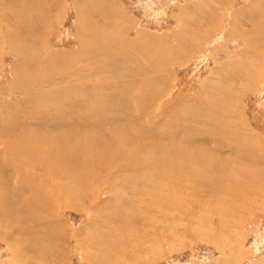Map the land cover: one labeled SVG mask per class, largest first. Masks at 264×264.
I'll return each mask as SVG.
<instances>
[{"label":"rangeland","instance_id":"374dc122","mask_svg":"<svg viewBox=\"0 0 264 264\" xmlns=\"http://www.w3.org/2000/svg\"><path fill=\"white\" fill-rule=\"evenodd\" d=\"M255 263L264 0H0V264Z\"/></svg>","mask_w":264,"mask_h":264},{"label":"bare ground","instance_id":"6f19581e","mask_svg":"<svg viewBox=\"0 0 264 264\" xmlns=\"http://www.w3.org/2000/svg\"><path fill=\"white\" fill-rule=\"evenodd\" d=\"M121 4V3H120ZM16 14V13H15ZM189 15V14H188ZM109 16V15H108ZM107 16V17H108ZM109 20V19H108ZM108 20H106V18H105V21H103V23H106V22H108ZM120 20V19H119ZM118 24H119V22H118ZM104 28V27H103ZM140 34H141V36H144L145 34H142V32H139ZM140 34L138 35L139 37H140ZM126 35H124V37H125ZM119 39V38H118ZM147 39V38H146ZM128 40V39H127ZM113 48V47H112ZM242 80V79H241ZM242 82V81H241ZM219 96V95H218ZM223 97H224V95H223ZM85 99V98H84ZM86 101V100H85ZM227 101V100H226ZM90 103V102H89ZM227 108V107H226ZM229 108V107H228ZM231 108V107H230ZM235 109H236V107H234ZM233 108V109H234ZM238 108V107H237ZM240 109V108H239ZM236 110H238V109H236ZM235 110V112H237ZM226 111V110H225ZM230 111V110H229ZM227 112V111H226ZM226 112H224V115H225V113ZM222 113V112H221ZM237 114V113H236ZM232 115V114H231ZM234 116V115H233ZM228 117V116H227ZM222 118V117H221ZM229 118V117H228ZM233 118V117H232ZM233 119H235V121H236V118H233ZM230 122V121H229ZM226 123H228V122H226ZM232 122H230V124H231ZM236 123V122H235ZM238 123V122H237ZM236 123V124H237ZM240 123V122H239ZM238 123V124H239ZM241 124V123H240ZM233 125H235L234 123H233ZM219 127V126H218ZM222 127V126H221ZM227 127V126H226ZM234 127V126H233ZM238 127V126H237ZM222 128H224V127H222ZM236 128V127H235ZM243 128V127H242ZM228 130V132H229V127L227 128ZM239 129V128H238ZM233 130V129H232ZM236 130V129H235ZM234 130V132H236V133H238L237 131H235ZM242 130V129H241ZM240 131V130H239ZM245 131V130H244ZM226 132V131H225ZM231 132V131H230ZM235 134V133H234ZM249 133L247 132V134L246 135H248ZM229 135V134H228ZM236 135V134H235ZM243 135V134H242ZM253 135V134H252ZM240 136V135H239ZM250 136V135H249ZM236 137H237V135H236ZM242 137V136H241ZM247 137V136H246ZM253 137H255V136H253ZM257 137V136H256ZM255 137V139L257 140V138ZM235 138V137H234ZM244 138V137H243ZM220 139H222V138H220ZM246 139V138H245ZM253 139V138H252ZM223 140V139H222ZM240 140V139H239ZM248 140V139H247ZM250 141V140H249ZM225 142H229L228 140L227 141H225ZM224 142V143H225ZM235 142V141H234ZM260 142V141H259ZM223 143V144H224ZM238 143V142H237ZM250 143V142H249ZM255 143V142H254ZM214 144V143H213ZM229 144H231L232 146L234 145L233 143H229ZM240 144V143H239ZM242 144V143H241ZM248 144V143H247ZM216 145V144H215ZM225 145H227V144H225ZM246 145V144H245ZM257 145H259V143L257 144ZM257 145H254V146H257ZM261 145H262V143H261ZM241 146V145H240ZM244 146V145H243ZM253 146V145H252ZM223 147V146H222ZM222 147H218V148H222ZM227 147V146H226ZM237 147V146H236ZM239 147V146H238ZM242 147V146H241ZM247 147V146H246ZM261 147V146H260ZM193 148H195V147H193ZM224 148V147H223ZM256 148H258V147H256ZM225 150H228V149H226V148H224ZM232 149H234L233 147H232ZM231 148H230V150H232ZM238 150V149H237ZM242 150H244V152L246 151L245 149H243L242 148ZM260 150V149H259ZM235 151V150H234ZM230 152V151H229ZM240 155V154H239ZM260 160V159H259ZM198 167V166H197ZM200 167V166H199ZM119 170V169H118ZM192 171V170H191ZM131 172V171H130ZM188 179V178H187ZM111 180V179H110ZM106 183V182H105ZM61 202V201H60ZM104 214V213H103ZM118 214V213H117ZM114 216V215H113ZM38 222V221H37ZM104 225V224H103ZM28 231V230H27ZM157 239V238H156ZM22 243V242H21ZM106 255V254H105ZM88 256V255H87ZM89 262V261H88ZM112 262V261H111ZM220 263V262H219ZM260 263V262H259ZM256 264V263H255ZM263 264V263H262Z\"/></svg>","mask_w":264,"mask_h":264}]
</instances>
